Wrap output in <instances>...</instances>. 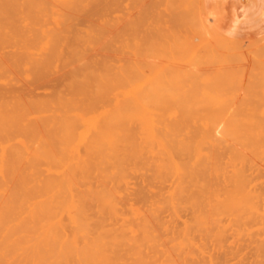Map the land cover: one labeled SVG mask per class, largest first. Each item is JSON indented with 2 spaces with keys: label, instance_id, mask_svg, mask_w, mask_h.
Returning a JSON list of instances; mask_svg holds the SVG:
<instances>
[{
  "label": "bare ground",
  "instance_id": "6f19581e",
  "mask_svg": "<svg viewBox=\"0 0 264 264\" xmlns=\"http://www.w3.org/2000/svg\"><path fill=\"white\" fill-rule=\"evenodd\" d=\"M109 7L0 0V264H264V110L167 107L199 90L194 55L129 95L107 54ZM174 34L169 52L186 49Z\"/></svg>",
  "mask_w": 264,
  "mask_h": 264
},
{
  "label": "rangeland",
  "instance_id": "374dc122",
  "mask_svg": "<svg viewBox=\"0 0 264 264\" xmlns=\"http://www.w3.org/2000/svg\"><path fill=\"white\" fill-rule=\"evenodd\" d=\"M249 2H251V1H249V0H222L221 2H218L216 4L215 16H210L209 12L205 9L206 8L205 0H133V1L132 0H127V1L126 0H110V7H112V6L113 7L112 8L109 7V19H110V25L111 26L109 25L108 36H107L108 37L107 54H108V58H109L110 63H111L112 75L113 76L122 75V76L127 77L126 83L128 85L126 84L127 87L125 86L124 90H126L127 93H129V95L132 94V87H134V86L143 87L142 89L145 90L143 92H146V90L149 89V86L151 85V83L159 80L160 78L167 77V75H165L166 73H168V75L169 74L171 75V72L169 71L170 70L169 69L170 68L169 67L170 62H173V63L176 62L175 65L180 63V66H181L183 62H184L183 64H185L186 62H188L189 60L194 58L193 61H195V62L196 61H198V62L203 61L201 63V65H200V62L199 63L196 62L198 64L193 66L194 69L197 70L196 72L200 71L199 72L200 74L198 73L199 75L196 74V76H195L197 80L199 79L198 82L200 81L198 83L199 84V87H198L199 90L197 89L198 91H194L197 93H196V95H193V98H192V95L191 96L189 95L190 97L187 96L186 99L184 100V98L181 96L180 98H177V100H174V101H177L176 103L172 102V103H170V106H169V104L166 105L167 107L184 108L186 103H182V101H188V103L186 104L187 106H185L186 108L191 106V108H209V109H217L218 108V109H224V110L235 109L238 112L255 110L257 112V118L259 120H262L263 116L261 115L260 111H261V109H262V111L264 110V90H263V88H264V58L261 59V57H264V47H263L264 45L263 46H260V45H262L263 44L262 42L264 41V39H263L264 38V27H262L261 29L256 28L255 24L257 23L256 22L257 18L253 17V16L251 17V20L245 21L243 14H242L240 9H241L243 4L249 3ZM127 9L128 10L130 9V10L125 11ZM120 11H122V12H120ZM128 12H130V15ZM122 14H125V15L122 16ZM113 15H115V16H113ZM127 17H129V18H127ZM237 18H240V19L236 23ZM151 21L153 22L152 24H151ZM111 22H113V23H111ZM158 22H160V23H158ZM235 23L237 25L236 29H231L230 25H233ZM258 23H260V22H258ZM158 24L159 25L162 24V25L159 26ZM168 24H169V26H168ZM244 24H245V26H244ZM156 26H159V28H160L159 31H160L161 35L158 36L159 39L155 37L156 36L155 33H158V30L157 29L153 30V28H155ZM200 26L202 27V30H201ZM139 27H141V28H139ZM145 27H147V28H145ZM204 28L208 32L205 31ZM146 29H148V31ZM178 29L181 31H179ZM183 29H186L190 33L187 32L186 30H183ZM188 29H190V30H188ZM197 29H199V31H197ZM213 29H216L218 32L220 31L219 36H216V35H218V32L216 33L215 32L216 30H213ZM182 30L184 32H186V33L183 32V35H182ZM194 30L197 31L198 33L201 31L200 33H202L201 34L202 36L200 34H197V32H195ZM191 31H193V32H191ZM202 31H205L204 33H206V34H208L209 32L210 33L208 35H206V34H203ZM153 32H155V33H153ZM174 32H176V34H174ZM213 32H215V33H213ZM221 33H222V35H221ZM164 34H166V35H164ZM172 34L177 36L180 39V41H183L186 38H188L189 39L188 42H189L190 39L192 38L191 41H193L194 44L196 41L197 44H195V46H194L193 42L190 41L191 45L193 44L192 45L193 50H192L191 47H188V46H191L190 43H188V44L182 43V44H184L183 45L184 48L191 49L192 52H191V50H186V49H183L184 52H182L183 50H178V47H176V50L172 49L173 51L171 50V52H169L171 46H169L168 42H167L168 43V45H167L166 41L162 37L172 36ZM184 34L187 36L186 38H185ZM187 34H189L190 37H188ZM125 35H127V36H125ZM203 35H205V38H201V37H204ZM192 36H194V37H192ZM215 37H216V39H215ZM138 38L140 40H138ZM207 38L210 41H208ZM149 39H151V40H149ZM212 39H215V40L212 41ZM234 39H236L237 41ZM255 39L256 40L258 39V41H260V42L252 44L253 42H257ZM260 39H263V40L261 41ZM231 40L232 41L234 40L237 44L239 43L238 45L235 44L236 47L239 46L238 50L240 48L241 49L243 48L242 50L240 49L241 53L237 52V50H236L237 48L233 45L235 42L232 43ZM240 40H242L244 43L243 42L240 43ZM126 41H128L130 43L126 44L127 43ZM161 41H162V43H160ZM219 41H221V43ZM226 41L230 42V46H228L229 44H228V42L226 43ZM117 42L120 44H118ZM136 42H138L140 44L137 43L135 45ZM163 42H165V44H163ZM203 42L206 45H204ZM207 42L211 43V46L208 45L209 43H207ZM155 43H157V45ZM216 43H218L219 45L222 44V46L224 45V47H222L221 45H220L221 46L220 47ZM246 43L249 44L248 46L250 47V49H247L248 47L247 48L244 47L247 45ZM121 44H123V45H121ZM161 44H163L165 46L164 47L162 45V47L165 49L161 48V46H160ZM212 44L215 47H213ZM231 45H233L234 47L232 46L233 47L232 48ZM241 45H244V46H241ZM98 47H100V46H98ZM135 47L137 48V50ZM166 47H169V48H167V50H166ZM195 47H197V49ZM202 47L205 50L201 49ZM205 47L208 48V51H210V53L212 51H215L217 48V50H216L217 54L215 51V52H212L215 54H211L210 56H208L210 53L209 52L207 53V48H205ZM227 47H231V50H230V48H227ZM254 47H255V49H254ZM212 48H215V50L213 49L211 51ZM129 49H131V50H129ZM218 49L219 50L221 49V50L219 51ZM228 49H229V52H228ZM232 49H235L234 51L236 53ZM197 50H200V52ZM249 50H250V52H249ZM103 51H105V50L104 49L101 50L99 48L94 49V52L97 53V56H99L100 53ZM203 51H205V52H203ZM221 51L224 52L225 54L222 53ZM197 52L199 53V55L198 54L195 55V53H197ZM201 52H203V54ZM218 52H219V54H218ZM231 52H233V54ZM119 53H121V57H118ZM156 53H157V55H156ZM185 53H187V55ZM221 53H222V55H220ZM226 53H228V54H226ZM166 54L168 57L166 56ZM181 54H182V56H181ZM200 54L202 57L200 56ZM193 55H194V57H193ZM205 55H206V59L209 58L208 59L209 61L207 62V60H206V62L212 63L213 67L210 66L211 64L205 63V60H204ZM226 55H228V56L226 57ZM242 55H244V56H242ZM179 56H181V57H179ZM186 56H188V57H186ZM197 56H198V58H200V60H195V59H198ZM213 56H214L215 61L212 59ZM215 56H217V59H215L216 58ZM224 56H225V58L223 59ZM130 57H131V59H130ZM135 57H136V59H135ZM139 57H140V59H139ZM158 57H159V59H158ZM171 57H173V58H171ZM183 57L184 58L186 57V59H183ZM218 57L221 59L219 60ZM228 58H230L229 61H231V62L227 61ZM243 58L246 60H244ZM162 59L164 60V62ZM166 59H168V60H166ZM211 59L214 62H212ZM225 59H227V60H225ZM111 60H113V61L111 62ZM158 60L159 61L162 60V61H160L162 64ZM221 60H222V62H221ZM154 61L158 64V66H156L157 64H155ZM218 62H220V63H218ZM226 62H228V64ZM139 63H140V65H138ZM173 63L170 66H173ZM214 63H215V65H214ZM216 63H217V65L218 64L219 65L217 66ZM119 64L122 66H120ZM159 64H161V65L159 66ZM203 64L204 65L206 64V65L204 66ZM236 64H238V65L240 64V65L238 66ZM166 65H168L167 66L168 68L167 67L165 68ZM207 65H209V66H207ZM224 66H225V68H224ZM237 66H238V68H237ZM246 66H247V68H246ZM205 67H208V68L212 67V68H210V72H209V69H206ZM214 67L216 69H213ZM248 67H249V70H248ZM120 68L123 69V71ZM162 68L165 69L164 70L165 73H163ZM229 68H230V71L226 70ZM127 69L129 71H127ZM141 69L144 71L143 72L140 71ZM218 69H220V70H218ZM222 69H223V72L225 74L221 71ZM166 70H168V72ZM202 70H203V72H201ZM225 70L228 73H226ZM241 70H242V72H241ZM211 71L212 72L215 71L218 76L217 75L211 76L213 74H216V73H212ZM220 71H221V73H220ZM238 71H239V75H237ZM245 71H246V73H245ZM123 72H124V74H123ZM156 73H158V75ZM201 74L202 75L205 74L206 76H202ZM223 74L226 77H224ZM163 75H165V76H163ZM220 75H221V79H220ZM240 75L244 78H242ZM246 75H248V77H246ZM145 76H147V77H145ZM153 76L156 77L157 80ZM201 76L203 78H201ZM197 77H200L201 80H200V78H197ZM229 77H231V78H229ZM245 77H246V79H245ZM250 77H252V78H250ZM255 77H256V79H255ZM147 78H149V79L151 78V81ZM153 78L155 80H153ZM210 78L213 81H211ZM213 78H215V79H213ZM140 79H141V81L143 79V81L142 82L139 81ZM203 79H204V81H206V79H207V81L209 80V81H211V83L209 81L204 82ZM217 79L218 80L220 79V80L217 82L216 81ZM240 80H241V82H240ZM146 81H147V83H148V81H150V82L147 84ZM244 81H245V83L243 84ZM201 82H203V83H201ZM212 82L214 85L216 84L215 82H217V84L219 83V85L216 84L214 86L212 84ZM132 83H134V84H132ZM205 83H206V85H203ZM131 84H132V86H130ZM208 84H211L210 89H209ZM203 87H205L204 90H203ZM236 87H237V89H236ZM206 88L208 89L209 92H207ZM202 91H206L205 92V93H207L206 96L202 95ZM237 91H239V93L244 92L245 94L244 93H243V95L239 94V93H237ZM211 92L213 95L211 94V96H207L208 94L210 95ZM214 93L217 94L218 97ZM231 93H233V94H231ZM227 94H228V97H227ZM229 95H230V97H232L234 95L231 98V100H230ZM201 96H203V97H201ZM219 96H221V97L219 98ZM194 97H196L198 99H196V98L194 99ZM215 97L220 99V101H219V102H221L220 105L218 104L219 103L218 99H216ZM129 98H130L129 106H132V105L136 106L133 103L134 99L131 98V96ZM129 98H128V101H129ZM199 98H200V100H199ZM150 99L151 98H145L144 97L143 101L144 102L147 101L146 103H144L145 107H147V108L148 107L149 108L163 107L162 104L159 105V104L153 102V99H151V100ZM222 100H224V101H222ZM151 101H152V103H150ZM230 101H231V104H230ZM152 105H153V107H152ZM248 105H249V107H248ZM259 105H260V108H259ZM205 106H207V107H205Z\"/></svg>",
  "mask_w": 264,
  "mask_h": 264
},
{
  "label": "crops",
  "instance_id": "0c3cea01",
  "mask_svg": "<svg viewBox=\"0 0 264 264\" xmlns=\"http://www.w3.org/2000/svg\"><path fill=\"white\" fill-rule=\"evenodd\" d=\"M222 0H205L206 10L209 12L210 16H215L216 4L221 2ZM251 2L245 3L241 7V12L243 17L246 20H251V17H256V24L255 27L261 29L264 27V19L261 20V11L264 9V0H249ZM260 22V23H258ZM245 26V24H244ZM237 25L233 24L230 25L231 29H236Z\"/></svg>",
  "mask_w": 264,
  "mask_h": 264
}]
</instances>
